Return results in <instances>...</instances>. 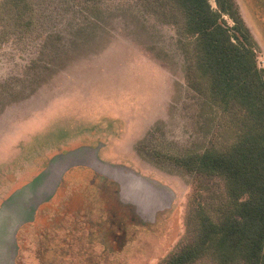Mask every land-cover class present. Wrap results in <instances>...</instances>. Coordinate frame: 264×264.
I'll list each match as a JSON object with an SVG mask.
<instances>
[{"label": "rangeland", "instance_id": "obj_1", "mask_svg": "<svg viewBox=\"0 0 264 264\" xmlns=\"http://www.w3.org/2000/svg\"><path fill=\"white\" fill-rule=\"evenodd\" d=\"M33 1L28 29L0 10V262L166 264L238 199L177 156L261 127L209 96L170 4ZM235 2L264 67V0Z\"/></svg>", "mask_w": 264, "mask_h": 264}, {"label": "trees", "instance_id": "obj_2", "mask_svg": "<svg viewBox=\"0 0 264 264\" xmlns=\"http://www.w3.org/2000/svg\"><path fill=\"white\" fill-rule=\"evenodd\" d=\"M157 1L170 4L180 15L175 22L188 67L199 76L208 75L209 96L224 104L236 102L253 126L261 127L259 133H245L229 150L206 147L177 156L188 171L217 173L234 181L238 199L219 222H201L194 243L188 242L166 264H184L204 253L219 264H264V67L257 65L252 35L235 0H215V7L209 0ZM33 2L1 0L0 10L15 14L16 26L28 29L31 16L25 17Z\"/></svg>", "mask_w": 264, "mask_h": 264}, {"label": "water", "instance_id": "obj_3", "mask_svg": "<svg viewBox=\"0 0 264 264\" xmlns=\"http://www.w3.org/2000/svg\"><path fill=\"white\" fill-rule=\"evenodd\" d=\"M1 230H2V229H1ZM0 264H8V263H7V259H6L5 261H3V263L0 262Z\"/></svg>", "mask_w": 264, "mask_h": 264}]
</instances>
